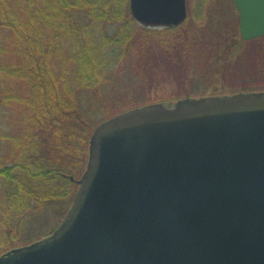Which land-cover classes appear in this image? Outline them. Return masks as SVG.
Instances as JSON below:
<instances>
[{
    "label": "water",
    "instance_id": "1",
    "mask_svg": "<svg viewBox=\"0 0 264 264\" xmlns=\"http://www.w3.org/2000/svg\"><path fill=\"white\" fill-rule=\"evenodd\" d=\"M264 36V0H233ZM135 23L182 25L186 0H130ZM72 204L0 264H264V91L158 102L98 124Z\"/></svg>",
    "mask_w": 264,
    "mask_h": 264
},
{
    "label": "trees",
    "instance_id": "2",
    "mask_svg": "<svg viewBox=\"0 0 264 264\" xmlns=\"http://www.w3.org/2000/svg\"><path fill=\"white\" fill-rule=\"evenodd\" d=\"M184 28L142 29L130 0H0V256L25 245L33 217L72 202L96 126L133 108L112 80L134 44L146 56L152 41L181 67L197 41ZM245 43L264 56V36Z\"/></svg>",
    "mask_w": 264,
    "mask_h": 264
},
{
    "label": "rangeland",
    "instance_id": "3",
    "mask_svg": "<svg viewBox=\"0 0 264 264\" xmlns=\"http://www.w3.org/2000/svg\"><path fill=\"white\" fill-rule=\"evenodd\" d=\"M186 5L188 16L181 26L185 25L184 29L190 31L197 41L180 51L184 61L181 67L161 54L160 45L152 47L151 41L146 56L140 49L141 42H137L128 59L114 69L113 86L117 87V97L125 106L144 105L154 97L173 103L185 98L233 95L246 92L243 91L245 86L249 91H264L255 89L253 85L264 83V56L258 55L255 45L242 39L234 1L186 0ZM222 50L221 54H217ZM85 106L90 107L89 104ZM1 156H5L4 153ZM69 178L74 182L73 176ZM66 202L54 203L45 213L35 219L33 217L24 227L22 244L51 234L60 225L71 204Z\"/></svg>",
    "mask_w": 264,
    "mask_h": 264
},
{
    "label": "flooded vegetation",
    "instance_id": "4",
    "mask_svg": "<svg viewBox=\"0 0 264 264\" xmlns=\"http://www.w3.org/2000/svg\"><path fill=\"white\" fill-rule=\"evenodd\" d=\"M187 6V5H186Z\"/></svg>",
    "mask_w": 264,
    "mask_h": 264
}]
</instances>
